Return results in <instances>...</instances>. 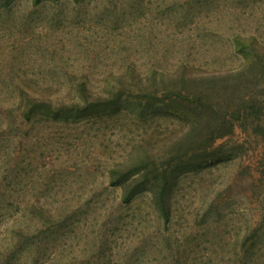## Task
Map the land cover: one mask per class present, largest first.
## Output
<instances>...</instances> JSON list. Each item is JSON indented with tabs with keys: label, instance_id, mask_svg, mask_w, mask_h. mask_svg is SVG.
<instances>
[{
	"label": "rangeland",
	"instance_id": "rangeland-1",
	"mask_svg": "<svg viewBox=\"0 0 264 264\" xmlns=\"http://www.w3.org/2000/svg\"><path fill=\"white\" fill-rule=\"evenodd\" d=\"M236 37L264 45V0H0V264H242L245 251L264 254L250 248L264 220V195L248 197L264 161L257 119L234 123L239 158L182 172L167 138L183 125L159 102L166 92L128 76L133 65L145 75L234 69L246 60ZM82 82L106 101L94 114L23 118L27 95L57 110L86 105ZM133 165L155 180L175 168L169 223L149 184L130 203L111 185L114 169Z\"/></svg>",
	"mask_w": 264,
	"mask_h": 264
},
{
	"label": "trees",
	"instance_id": "trees-1",
	"mask_svg": "<svg viewBox=\"0 0 264 264\" xmlns=\"http://www.w3.org/2000/svg\"><path fill=\"white\" fill-rule=\"evenodd\" d=\"M42 2L43 0H33L34 5ZM246 41L242 37L235 38L237 51L246 60L234 69L198 72L195 67L180 64L172 69H150L145 75L134 65L129 68V78L137 82L142 91L150 88L153 92H166L159 102L164 104L170 116L182 122L183 127L167 138L170 149L168 153L176 152L173 164L175 167L179 166L182 172L183 168L189 172L201 171L208 164L216 166L239 158L244 147L238 142L229 144L235 133V121L253 116L258 122L256 132L264 135V101H260V97H264V45H259L256 41H247L249 44L242 45ZM123 76L128 79L127 76L120 75L119 86L126 84L124 80H119ZM256 88L259 90L253 93ZM77 91L86 105H80L81 102L78 101L65 111L54 109L52 101L27 95L22 116L27 121L41 113H56V117L61 114L62 118L85 117L94 114L93 111L106 102L99 98L100 95L89 94L86 83H79ZM226 138L228 141L217 145L218 141ZM137 167L133 165L114 169L111 185L122 187V201L130 203L149 184L153 205L164 222L169 223L173 214L172 188L177 177L175 168H167L162 173V178L155 180ZM261 174V177L256 178L249 176L252 180L248 197H255L258 202L264 195V161L261 163ZM262 215L264 217V212ZM253 228L250 232L254 243L250 248L256 249L258 246L264 250V220L260 228ZM246 252L238 258L239 262L264 264V254L252 255Z\"/></svg>",
	"mask_w": 264,
	"mask_h": 264
}]
</instances>
